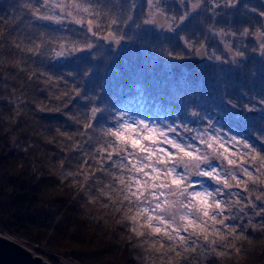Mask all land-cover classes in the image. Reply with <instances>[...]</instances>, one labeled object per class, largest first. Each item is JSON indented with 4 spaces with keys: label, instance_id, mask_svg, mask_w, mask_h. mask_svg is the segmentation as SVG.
Listing matches in <instances>:
<instances>
[{
    "label": "trees",
    "instance_id": "obj_1",
    "mask_svg": "<svg viewBox=\"0 0 264 264\" xmlns=\"http://www.w3.org/2000/svg\"><path fill=\"white\" fill-rule=\"evenodd\" d=\"M28 2L36 4L37 0H0V232L28 244L52 263L58 262L56 256H63L77 264H167L152 247L154 238L131 232L134 225L124 218L127 209L117 213L120 205L99 195L104 190L113 200L121 199L112 191L119 185H113L108 174H120L119 170L112 167L105 152L97 151L104 144L100 129L113 127L121 114L123 119H148L149 124L159 127L180 124L199 130L211 120L221 135L227 133L225 139L236 136L261 148L252 134L264 136V104L260 103L264 99V52L254 43V36H241L240 32L244 27L264 30V18L258 15L264 11V0H240L237 7L216 10L215 15L205 10V4L190 24L181 26V32L171 34L143 24L137 27L144 18V0H135L139 7L134 20L113 29L123 39L119 50L87 33L86 25L34 20L23 6ZM82 2L87 4L88 0ZM166 2L170 12L183 10L178 4L171 7L175 0ZM113 3L92 0L99 13L95 17L101 26L98 36L109 31L111 16L122 15ZM209 25L236 35L222 40L207 30ZM41 32L45 33L43 38ZM179 34L194 44L203 42L209 52L204 63L188 72L179 66L178 59L170 62L167 55L171 51L173 56H182ZM63 36L87 39L94 47L59 62L51 55L55 44L48 45L47 54L42 56L15 47L17 43L26 48L30 41L42 43ZM161 36L167 44L164 48ZM225 42L234 53L244 52L243 57H235L236 65H228ZM214 54L221 61H216ZM89 68L92 72L85 77ZM68 71L73 74L68 75ZM33 72L45 75L29 79ZM46 75L54 80L62 78L49 85L44 83ZM75 88L80 96L72 91ZM61 92L69 95L63 101L52 99ZM41 106L46 110L41 111ZM246 106L254 108L257 115L245 119L242 113ZM93 107L102 110L98 114L102 119L91 121L96 131L82 126ZM55 108L60 111L48 110ZM192 111L198 113V119L190 115ZM69 117H76L79 123ZM80 132L85 135H78ZM69 172L73 175L68 176ZM201 182L214 187L206 179ZM91 198L95 199L89 203ZM105 203L109 206L104 207ZM246 220L236 223L243 226ZM260 222L258 217L253 220ZM242 233L246 239L236 240L225 232V240L216 246L225 255L201 258V264H264V232L243 227Z\"/></svg>",
    "mask_w": 264,
    "mask_h": 264
},
{
    "label": "snow or ice",
    "instance_id": "obj_2",
    "mask_svg": "<svg viewBox=\"0 0 264 264\" xmlns=\"http://www.w3.org/2000/svg\"><path fill=\"white\" fill-rule=\"evenodd\" d=\"M239 3L240 0H175L171 7L178 4L183 10L170 12V5L166 0H144V18L136 26L143 24L159 31L176 33L181 26L190 24L205 4V10L215 15L216 10L235 8ZM23 6L34 20L52 25H63L65 20H69L76 25H86L87 33L98 36L97 30L101 26L95 22V17L99 13L92 0H88L87 4L82 0H37L36 4L28 2ZM112 6L118 7L122 16H111L107 35H99L98 38L120 43L122 37L113 29L121 22L127 25L133 21L139 5L135 0H116ZM258 15L264 18V11ZM207 30L222 40L226 35H236L235 32L226 33L223 28L214 30L212 25ZM240 35L254 36L264 52V30L244 27ZM40 36L43 38L45 33L41 32ZM178 39L190 52L201 54L205 48L203 42L196 41L194 44L185 35L179 34ZM30 43L31 46L26 48L19 43L15 47L32 56H42L47 54L45 48L48 45L55 44L56 47L51 49L52 57L59 56L62 50L75 54L94 47L87 39L78 40L67 36L45 39L42 43ZM224 48L232 50V46L226 42ZM167 55L175 59L183 58L180 55L173 56L171 51ZM233 56L243 57L244 52L236 51ZM214 58L221 61L220 56ZM232 64H237V61L233 59ZM36 75L45 74L33 72L28 78L32 79ZM59 79L54 80L53 76L46 75L44 83L54 85ZM72 91L80 96L78 88ZM68 95V92H61L53 95L52 99L63 101ZM260 103L264 104V99ZM232 107L235 108L236 105ZM40 110L46 109L41 106ZM48 110L60 111L59 108ZM246 110L255 111L247 106ZM101 113L100 108H91L83 128L96 131L91 121L102 119V115H98ZM123 115L113 127L100 129L104 144L97 150L105 152L107 159L112 161V167L119 170L120 174H108L113 177V185H119L118 189L113 188L112 191L121 199L113 200L112 195L104 190H100L99 195L107 196L114 205H120L116 208L117 213L127 209L124 218L134 225L131 232L137 237L154 238L156 243L152 247L167 264H201V258L223 257L225 253L218 251L216 246L225 240V232L236 240L246 239L242 233L243 227L264 232V136L255 132L252 134L262 146L257 148L243 138L230 136L225 139L227 134L221 135V129L213 128L211 120L204 129L197 130L180 124L159 127L143 120L123 119ZM190 115L195 117L198 113L191 112ZM69 119L79 123L76 117ZM78 135L83 136L85 133L80 132ZM66 138L71 140L72 136L66 135ZM114 156L119 159L113 160ZM67 175L72 176L73 173L69 172ZM194 177L201 179L194 180ZM88 179L85 176V180ZM203 179L210 181L214 187L210 189L204 185L201 182ZM94 199H88V202L91 203ZM108 206L107 203L104 204V207ZM245 217V225L236 223ZM257 217L261 219L259 224L253 223ZM238 228L241 230L238 231Z\"/></svg>",
    "mask_w": 264,
    "mask_h": 264
},
{
    "label": "water",
    "instance_id": "obj_3",
    "mask_svg": "<svg viewBox=\"0 0 264 264\" xmlns=\"http://www.w3.org/2000/svg\"><path fill=\"white\" fill-rule=\"evenodd\" d=\"M256 40V39H255ZM257 41V40H256ZM120 43L112 40H104V44L111 47H119ZM258 42V41H257ZM63 57H59L54 62H59ZM207 58L206 47L202 50L201 54L194 52V56L188 59H182L179 63L180 67L186 72L194 69L201 63H204ZM257 111L248 112L243 114V117L248 119L257 115ZM0 264H54L45 256L35 252L34 249L25 243L17 240L16 238L0 232ZM60 264H72L68 261L61 260Z\"/></svg>",
    "mask_w": 264,
    "mask_h": 264
},
{
    "label": "rangeland",
    "instance_id": "obj_4",
    "mask_svg": "<svg viewBox=\"0 0 264 264\" xmlns=\"http://www.w3.org/2000/svg\"><path fill=\"white\" fill-rule=\"evenodd\" d=\"M114 3L116 2V0H112ZM141 9H142V7H141ZM81 15H84L83 13H81ZM115 16V15H114ZM122 16V15H121ZM88 18H90V17H88ZM65 22H69V23H71V24H73V25H76V24H74V23H72V22H70L69 20H65ZM76 26H78V27H81L82 25H76ZM149 27H151V28H153L152 26H149ZM108 32V31H107ZM107 32H105L103 35H107ZM90 35H91V33H89ZM92 36V35H91ZM98 37V36H97ZM253 37V36H252ZM102 41H103V43H104V39H101ZM123 40V39H122ZM253 41H254V43L258 46V42L255 40V37L253 38ZM124 44H123V42L121 43V45L119 46V47H117V48H115V47H113V48H115L116 50H119L122 46H123ZM111 47V46H110ZM212 51V50H211ZM225 52H227V55H228V65L229 66H231L232 65V60L233 59H235V57L233 56V54H234V52L233 51H228L227 49H225ZM209 52H207V58H206V60L208 59V56H209V54H208ZM211 54V53H210ZM178 55H180L179 53H178ZM216 54H214V56H215ZM181 56V55H180ZM218 56V55H217ZM230 59V60H229ZM171 61H176V59L175 58H173V57H170V62ZM178 62H179V59L177 60ZM179 64V63H178ZM167 69H170L169 67H168V65H167ZM247 111V110H246ZM246 111H244L243 113H242V116H243V114L246 112ZM197 119H198V116H195ZM246 119V118H245ZM248 119H250V118H248ZM142 120V119H141ZM145 123H148L149 121H148V119H144L143 120ZM185 122V121H184ZM154 125H155V123H154ZM194 129H197V130H199L197 127H194ZM1 233H4V232H1ZM6 234V233H5ZM26 245H28V244H26ZM29 246V245H28ZM29 247H31V246H29ZM32 248V247H31ZM33 249V248H32ZM36 252V251H35ZM37 253V252H36ZM41 255V254H40ZM56 258H57V260H58V262L57 263H54V264H60V261L61 260H65V261H68V262H70V263H72V262H74L73 260H71L69 257H63V256H56ZM72 264H74V263H72Z\"/></svg>",
    "mask_w": 264,
    "mask_h": 264
},
{
    "label": "clouds",
    "instance_id": "obj_5",
    "mask_svg": "<svg viewBox=\"0 0 264 264\" xmlns=\"http://www.w3.org/2000/svg\"><path fill=\"white\" fill-rule=\"evenodd\" d=\"M129 39H132V37H129ZM163 40H164V38L161 36V37H160V41H161V43H163ZM166 45H167L166 43H163V48H164ZM151 47L154 48L155 45H151ZM70 55H73V54H69V53H67V52H65V51L62 50V51H61V54H60L59 56H53V60H56V59L59 58V57H67V56H70ZM235 65H236V64H235ZM90 72H92V68H89L88 71L84 72V76L87 77V76L89 75ZM67 74H68V75H72L73 72H72V71H68ZM253 74H254V73H253ZM60 78H62V77H60ZM192 112H195V111H192ZM226 134H227V133H226ZM235 137H236V136H235Z\"/></svg>",
    "mask_w": 264,
    "mask_h": 264
},
{
    "label": "flooded vegetation",
    "instance_id": "obj_6",
    "mask_svg": "<svg viewBox=\"0 0 264 264\" xmlns=\"http://www.w3.org/2000/svg\"><path fill=\"white\" fill-rule=\"evenodd\" d=\"M177 31H179V32H181L182 30H180V29H178ZM182 45H183V43H182ZM107 46V45H106ZM198 47V46H197ZM182 54V59H188V58H192L193 56H194V52H190L188 49H186L185 47H184V51L181 53ZM182 59H179V62L178 63H180V61L182 60ZM180 66V65H179ZM185 71V70H184Z\"/></svg>",
    "mask_w": 264,
    "mask_h": 264
},
{
    "label": "bare ground",
    "instance_id": "obj_7",
    "mask_svg": "<svg viewBox=\"0 0 264 264\" xmlns=\"http://www.w3.org/2000/svg\"><path fill=\"white\" fill-rule=\"evenodd\" d=\"M202 64V63H201ZM200 65V64H199ZM72 263H74V264H77L76 262H72Z\"/></svg>",
    "mask_w": 264,
    "mask_h": 264
}]
</instances>
